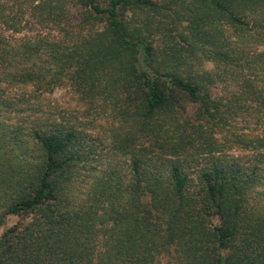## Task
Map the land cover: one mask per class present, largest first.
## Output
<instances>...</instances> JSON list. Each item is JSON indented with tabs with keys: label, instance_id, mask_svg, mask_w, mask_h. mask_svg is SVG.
Wrapping results in <instances>:
<instances>
[{
	"label": "trees",
	"instance_id": "obj_1",
	"mask_svg": "<svg viewBox=\"0 0 264 264\" xmlns=\"http://www.w3.org/2000/svg\"><path fill=\"white\" fill-rule=\"evenodd\" d=\"M0 264H264V0H0Z\"/></svg>",
	"mask_w": 264,
	"mask_h": 264
},
{
	"label": "rangeland",
	"instance_id": "obj_2",
	"mask_svg": "<svg viewBox=\"0 0 264 264\" xmlns=\"http://www.w3.org/2000/svg\"><path fill=\"white\" fill-rule=\"evenodd\" d=\"M72 11L76 15H78L80 12L78 8H74ZM202 66H205V64H203ZM206 66L209 68H212L213 64L211 62H207ZM48 98L51 100L50 102L57 104L59 107H65V108L71 107L74 109V107L76 106L70 93L68 92V90H65V89L55 90L54 93L51 94ZM191 109L192 108H190V110ZM98 122L104 125H108L105 119H100ZM8 217L9 218H8L7 227L12 226L19 220L18 216H8Z\"/></svg>",
	"mask_w": 264,
	"mask_h": 264
}]
</instances>
